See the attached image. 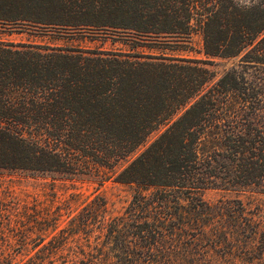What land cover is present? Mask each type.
Masks as SVG:
<instances>
[{
    "label": "trees",
    "instance_id": "1",
    "mask_svg": "<svg viewBox=\"0 0 264 264\" xmlns=\"http://www.w3.org/2000/svg\"><path fill=\"white\" fill-rule=\"evenodd\" d=\"M7 28L105 33L123 36L128 48L0 39V171L99 184L114 178L134 194L116 216L96 194L64 226L72 200L57 192L34 207L0 199L1 229L14 223L24 238L0 242V264H57L49 254L90 237L94 226L104 237L96 253L67 264H208V254L193 256L190 245L251 237L234 212L221 210L222 200L202 192H264V0H0V29ZM196 30L206 55L241 56L255 78L232 68L213 82L206 60L179 52ZM224 215L228 225L210 234ZM34 228L53 234L52 248L19 258ZM139 248L149 255L133 252ZM114 249L123 253L112 256Z\"/></svg>",
    "mask_w": 264,
    "mask_h": 264
},
{
    "label": "rangeland",
    "instance_id": "2",
    "mask_svg": "<svg viewBox=\"0 0 264 264\" xmlns=\"http://www.w3.org/2000/svg\"><path fill=\"white\" fill-rule=\"evenodd\" d=\"M249 1V0H248ZM123 36L116 38V35H107L105 33H98L92 31H81L74 33L73 36H64L59 34H43L32 33L28 31H14L7 29H0V39L14 41V42H44L60 45H74L81 47L112 49V48H128L127 44L123 43ZM183 45L179 51L188 57H193L201 60H206L207 67L213 74V82L217 81L227 70L237 68L250 78H255L258 72L254 68L244 66L241 63V56L221 57V56H208L204 51L203 35L199 30L193 32L189 41ZM160 133L154 132L147 142L139 147L128 158L123 160L115 168V171L121 170L125 167L134 157H136L142 150H144L154 138ZM245 191L235 190H222L209 188L202 192L205 200L216 203L219 200L223 201L221 209H228L224 212L232 211L235 217L243 225L240 227L245 235L251 236L248 238L242 237L235 233V236L241 237L240 240L231 242V244L220 241L219 237L216 238L217 245H208L202 247L201 245H190V251L193 256L198 257V252L208 254L206 259L210 261L208 264H264V192H259L256 188H246ZM55 192L59 196L58 200L71 199L72 208L64 210V222L62 226L66 225L68 220L79 212L82 204L92 200L96 194L104 196L108 203L109 215L116 216L123 214L128 208L134 194V187L128 184L116 182L114 178L106 180L103 184L95 179H80V180H63L59 177L43 176L32 177L26 175L24 172H11L0 171V199L9 201L13 197L19 199L22 203H28L31 207L38 203L47 205L55 198ZM62 207L65 205L60 204ZM221 208V207H220ZM244 210L242 219L240 213ZM71 214V216H69ZM225 216V215H224ZM213 215L211 216V218ZM247 218V219H246ZM232 220V219H231ZM230 220V221H231ZM244 220L248 222L246 225ZM229 218L225 216L223 221L212 223L208 226L211 233L214 230L222 228L223 225H228ZM1 226V225H0ZM2 227V226H1ZM0 227V242L12 241L14 243L24 240L22 237L23 227L12 224L10 227ZM93 231L90 237L86 234H80L75 238H71L65 245H63L57 254H49L53 259H56L57 264H67L75 260H86L95 254L96 250L94 245L97 241H102L104 237H99L97 227H92ZM244 228V229H243ZM131 230H133L131 228ZM239 229H237V232ZM258 231V233H254ZM219 233V232H218ZM55 234V232H54ZM51 235H39V232L34 228L28 239H25L29 244V250L25 251L23 256L27 260L30 256H35L48 251L52 248L50 245ZM247 240V241H244ZM36 244V245H35ZM45 247V249H43ZM43 249V251H39ZM131 250V248H130ZM145 249H135L133 252H143L142 257L149 255L145 254ZM117 253H123L122 250H110V254L115 256ZM154 254L160 255L158 251ZM124 256L133 257L131 254H123ZM159 258V256H158ZM116 259V258H113ZM205 259V263H206Z\"/></svg>",
    "mask_w": 264,
    "mask_h": 264
}]
</instances>
